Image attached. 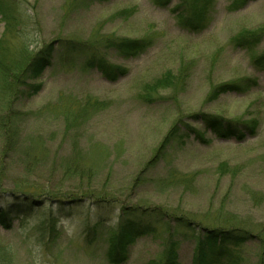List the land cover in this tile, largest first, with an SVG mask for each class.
Instances as JSON below:
<instances>
[{"label":"rangeland","instance_id":"1","mask_svg":"<svg viewBox=\"0 0 264 264\" xmlns=\"http://www.w3.org/2000/svg\"><path fill=\"white\" fill-rule=\"evenodd\" d=\"M182 1L0 0V206L27 185L89 197L64 211L41 199L0 227L6 264H193L196 238L171 217L250 232L235 264H264V0L236 10L210 0L205 21L193 16L201 25L180 22ZM247 32L261 36L235 42ZM141 39L150 45L135 57L106 48ZM65 41L88 50L62 53ZM51 42L49 65L9 108L23 47L32 57ZM101 61L127 73L110 82ZM226 84L237 88L223 93ZM200 115L248 130L223 139ZM120 208L143 211L156 231L118 248L114 263Z\"/></svg>","mask_w":264,"mask_h":264},{"label":"trees","instance_id":"2","mask_svg":"<svg viewBox=\"0 0 264 264\" xmlns=\"http://www.w3.org/2000/svg\"><path fill=\"white\" fill-rule=\"evenodd\" d=\"M102 2L104 0H96ZM247 0H231L230 10H236L241 7ZM167 0H157V4L166 3ZM210 0H186V2L182 1V6L186 5L189 7V14L183 15L181 17L180 22L188 25H201L197 24L193 20V16L197 17L198 21H205L206 11L209 7ZM181 6V7H182ZM200 19V20H199ZM261 36V32L256 33H245L242 36L235 38V42L240 44L241 46L251 44L256 42ZM60 42V41H58ZM73 41H65L60 44V51L62 53H72V52H82V50L87 51L88 48L84 47L82 44H74ZM149 40L141 39V40H122L118 43L106 44V48H114L119 54L125 57H135L143 53L146 48L150 45L148 43ZM53 42L46 44L43 47L42 51H39L37 54L32 57L29 56L27 48L24 46L23 51L25 53L26 62L22 68H10V72L14 78L13 84L7 86V91L13 97L9 102V108L15 106L16 101L18 100L19 94L21 93V88L27 85V81L30 79L37 78L40 73L49 65L50 59L53 55ZM29 59H28V57ZM259 61L261 59H258ZM259 61H255L258 63ZM261 63V61H260ZM97 70L101 73V75L108 81L114 82L124 76L127 71L124 68H118L115 66L107 65L106 63L97 62L96 63ZM6 76V75H5ZM237 88L236 85H234ZM234 86L224 85L221 88V92L233 90ZM29 87V86H28ZM35 87L33 86V90ZM30 88V87H29ZM205 123L209 128H211L220 138L234 137L236 140L241 141L245 136V131L248 130L239 129L238 127H233L231 124L225 123L222 119L216 118L213 116L207 117L205 115H200L196 117ZM175 131L173 129L171 134ZM253 129L251 130V133ZM9 138L4 136V143L2 146V152L5 150H9L12 148V144L10 143ZM5 154V153H4ZM13 199L11 204H4L0 206V227L4 229H10L14 219H17L18 222L26 215L31 213V205L32 204H40L41 199L44 201H49L56 203L57 206L61 209L60 211L66 210L65 206H74L78 201H82V199H88L89 197H70L66 199L64 195H57L52 192H46L44 189H39L36 187H31L27 185L26 187L20 188V190H13L9 194ZM102 199L98 200V198L92 200L93 203H99ZM141 212L138 211L137 208L128 209V208H120L119 216H118V224H119V232L117 234V240L114 244L115 252L110 254V258H112L111 262H119L121 261L120 252L117 249H121L123 252L125 249V245L132 242L140 235L144 234H152L154 233L155 227L151 225L150 221L142 220ZM156 216L160 217L161 223L167 222L166 216H161V214L156 213ZM175 223V225H182L185 229H189L192 237L196 238V246L194 248L193 254V264H212L213 262H219L222 259H226V264H235L237 262V258L233 255L232 249H236L241 247L244 243L252 241L254 238L250 232L244 229L238 228H221V227H212V228H203L201 230H197L194 228L193 223L188 220H184V218L171 217L170 222ZM170 234V231H168ZM170 236V235H168ZM260 244L262 245L263 242ZM8 254L7 250H0V262L1 264H6L8 262ZM226 257V258H223ZM123 259V258H122ZM125 259V258H124ZM124 259L122 261H124ZM172 264V263H169ZM175 264V263H173Z\"/></svg>","mask_w":264,"mask_h":264}]
</instances>
